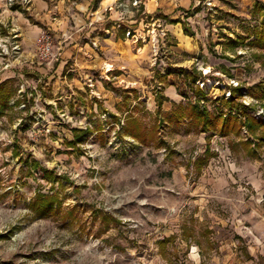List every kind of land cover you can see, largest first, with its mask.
Masks as SVG:
<instances>
[{
    "label": "rangeland",
    "instance_id": "rangeland-1",
    "mask_svg": "<svg viewBox=\"0 0 264 264\" xmlns=\"http://www.w3.org/2000/svg\"><path fill=\"white\" fill-rule=\"evenodd\" d=\"M0 87V264H264V0H0Z\"/></svg>",
    "mask_w": 264,
    "mask_h": 264
},
{
    "label": "trees",
    "instance_id": "trees-1",
    "mask_svg": "<svg viewBox=\"0 0 264 264\" xmlns=\"http://www.w3.org/2000/svg\"><path fill=\"white\" fill-rule=\"evenodd\" d=\"M201 75L198 74V72L193 69L190 77L193 78L195 81L198 79ZM2 87H0V96L5 98L4 95H2ZM200 92V91H199ZM201 93V92H200ZM202 94V93H201ZM235 99V97H233ZM232 99V100H233ZM230 100H226V102H229ZM162 100H160L159 108L162 106ZM2 106H0V113L2 112L1 109ZM184 114L181 112L179 114V118H183ZM190 117L193 122H195L200 129L204 132H211L214 130L219 122H221V129L222 131H228L231 127L235 128L236 130H240L242 124H238L237 120L233 119V116L229 113H218V115H214L213 113H210L204 106H201L198 104V102L194 103L190 109ZM243 125L249 130L251 133H255L258 128L263 130V136L264 137V124L261 121H258L255 117H252L250 115H247V119L243 121ZM139 130V131H138ZM74 140L71 142V144L75 145L76 142H80L82 136L87 132L86 130L81 129H74ZM131 135L133 138L139 140L141 143L145 142V136L143 133H141V130L138 128L135 131H131ZM248 142V141H247ZM206 152H209V149H206ZM39 209L38 212L42 216H46L48 213L53 214L57 213L58 209L61 205V202L57 195L55 194H41L39 195L38 199Z\"/></svg>",
    "mask_w": 264,
    "mask_h": 264
},
{
    "label": "built area",
    "instance_id": "built-area-1",
    "mask_svg": "<svg viewBox=\"0 0 264 264\" xmlns=\"http://www.w3.org/2000/svg\"><path fill=\"white\" fill-rule=\"evenodd\" d=\"M130 33L131 32L129 31L127 35H130ZM36 47H37L39 57L42 60L48 63H52L58 60L57 53H55L53 49L54 48L53 39L50 33L44 32L40 34L36 40Z\"/></svg>",
    "mask_w": 264,
    "mask_h": 264
},
{
    "label": "bare ground",
    "instance_id": "bare-ground-1",
    "mask_svg": "<svg viewBox=\"0 0 264 264\" xmlns=\"http://www.w3.org/2000/svg\"><path fill=\"white\" fill-rule=\"evenodd\" d=\"M106 67L108 68V71L111 70V65H106Z\"/></svg>",
    "mask_w": 264,
    "mask_h": 264
},
{
    "label": "crops",
    "instance_id": "crops-1",
    "mask_svg": "<svg viewBox=\"0 0 264 264\" xmlns=\"http://www.w3.org/2000/svg\"><path fill=\"white\" fill-rule=\"evenodd\" d=\"M182 34V33H181ZM183 35V34H182ZM184 36V35H183Z\"/></svg>",
    "mask_w": 264,
    "mask_h": 264
}]
</instances>
